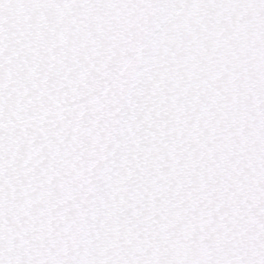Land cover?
I'll return each instance as SVG.
<instances>
[{
    "label": "snow or ice",
    "instance_id": "snow-or-ice-1",
    "mask_svg": "<svg viewBox=\"0 0 264 264\" xmlns=\"http://www.w3.org/2000/svg\"><path fill=\"white\" fill-rule=\"evenodd\" d=\"M0 264H264V0H0Z\"/></svg>",
    "mask_w": 264,
    "mask_h": 264
}]
</instances>
